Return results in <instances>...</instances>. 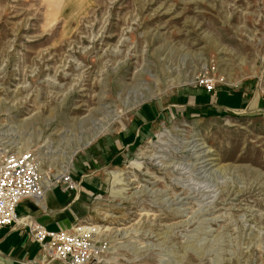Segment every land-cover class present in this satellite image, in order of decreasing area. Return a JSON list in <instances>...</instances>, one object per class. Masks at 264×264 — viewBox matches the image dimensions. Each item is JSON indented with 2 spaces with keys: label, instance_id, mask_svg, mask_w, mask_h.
Segmentation results:
<instances>
[{
  "label": "rangeland",
  "instance_id": "rangeland-1",
  "mask_svg": "<svg viewBox=\"0 0 264 264\" xmlns=\"http://www.w3.org/2000/svg\"><path fill=\"white\" fill-rule=\"evenodd\" d=\"M24 151L104 179L85 264H264V0H0V152Z\"/></svg>",
  "mask_w": 264,
  "mask_h": 264
},
{
  "label": "crops",
  "instance_id": "crops-1",
  "mask_svg": "<svg viewBox=\"0 0 264 264\" xmlns=\"http://www.w3.org/2000/svg\"><path fill=\"white\" fill-rule=\"evenodd\" d=\"M196 103H188L191 111L202 109L203 103L212 106V99L209 94L198 93ZM165 105L162 101L155 102L154 114L163 113ZM210 107V106H209ZM149 119L140 122L139 126L144 130L148 128L150 118L153 116L147 110ZM117 138V137H116ZM136 133L131 131L114 138H103L99 141L101 145L91 146L86 155L92 157L99 151H103L99 156V162L104 164L118 161L125 152L133 148ZM138 142V140H136ZM83 169L77 168L73 173V178L79 181V191L65 190L62 182H55L47 188L42 201L38 203L31 198L23 199L17 207L19 217L30 218L45 225L50 230H70L77 220H80L87 209V194L89 188L96 187V183H104V179L93 174H82ZM80 173V174H79ZM101 180L103 182H101ZM43 256L40 245L28 234L27 229L20 225L0 226V264H24L26 262L37 261Z\"/></svg>",
  "mask_w": 264,
  "mask_h": 264
},
{
  "label": "built area",
  "instance_id": "built-area-1",
  "mask_svg": "<svg viewBox=\"0 0 264 264\" xmlns=\"http://www.w3.org/2000/svg\"><path fill=\"white\" fill-rule=\"evenodd\" d=\"M55 182H62L65 190L77 189L70 172L60 177L48 176L47 179L39 169L33 152H0V226H24L29 236L52 259L65 264H85L93 252L94 227L50 230L17 214V207L23 199L31 198L40 203L47 188Z\"/></svg>",
  "mask_w": 264,
  "mask_h": 264
},
{
  "label": "bare ground",
  "instance_id": "bare-ground-1",
  "mask_svg": "<svg viewBox=\"0 0 264 264\" xmlns=\"http://www.w3.org/2000/svg\"><path fill=\"white\" fill-rule=\"evenodd\" d=\"M86 143H88V142H86ZM70 156V155H69ZM210 156V154L209 153H207V154H205L204 155V160H203V162L205 163V165L207 166V165H209L210 164V159H213V158H210L209 157ZM160 158V157H159ZM201 158H202V156H201ZM72 157L70 156L69 157V160H68V163H67V167H68V169H70V167L72 166ZM212 164V163H211ZM200 166V165H199ZM206 169V168H205ZM114 176H116L117 178L119 177V176H121V175H123L124 173H119L118 171L117 172H111ZM111 173H109V174H111ZM62 175V173L59 175V177ZM47 178H48V176H47ZM168 192V191H167Z\"/></svg>",
  "mask_w": 264,
  "mask_h": 264
}]
</instances>
